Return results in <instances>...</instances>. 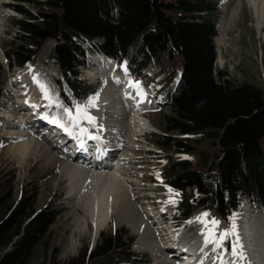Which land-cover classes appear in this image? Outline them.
Masks as SVG:
<instances>
[{"label": "trees", "instance_id": "trees-1", "mask_svg": "<svg viewBox=\"0 0 264 264\" xmlns=\"http://www.w3.org/2000/svg\"><path fill=\"white\" fill-rule=\"evenodd\" d=\"M27 1L31 6L13 5L22 16L12 18L18 31L4 52L5 65L0 63V97L7 71L33 61L44 41L54 38L50 57L62 77V98H89L98 87L80 76L78 57L84 48L102 51L117 65L125 63L127 76L168 107L161 132L148 135L157 146H168L164 130L185 135L200 131L199 137L219 141L218 153L206 150L176 160L161 154V175L180 189L179 205L186 206L174 216L191 218L207 211V216L229 220L240 211L242 196L264 213V87L234 82L215 70L220 0ZM112 8L118 15L110 17ZM173 54L178 59H166ZM174 141L191 152L192 144ZM2 184L0 264H32L60 210L46 205L37 209L35 191L21 187L16 193L12 184ZM132 241L125 228L101 232L89 254L66 261L48 257L40 264H142V253L131 249Z\"/></svg>", "mask_w": 264, "mask_h": 264}, {"label": "bare ground", "instance_id": "bare-ground-1", "mask_svg": "<svg viewBox=\"0 0 264 264\" xmlns=\"http://www.w3.org/2000/svg\"><path fill=\"white\" fill-rule=\"evenodd\" d=\"M247 1L258 13L260 18L257 23L258 25L261 24L264 21V0ZM228 2L229 0L222 1L223 10L216 22L217 33L214 39H216L217 44L222 42L223 34L228 26V18L234 11L235 5L230 6ZM109 15L110 17L118 15L117 8H112ZM95 51V54L91 53ZM95 51L84 48L83 56L78 57L82 63L76 65L79 74H81L82 64L88 61L86 59L91 58L89 64L96 69H87L86 74L92 79L96 77L106 79L101 91L94 98V106L83 100H76L74 103V105L77 103L87 104V112L91 113L94 118L91 122L88 119H80L78 124L73 123L64 111L66 107L62 103V105L60 104L61 101L57 94L49 93L51 92L50 87L52 88L51 83L41 75L40 71L32 74L30 64L17 73L15 79L20 82L19 92L11 95L9 102L13 105H8L2 112L3 117H5L3 125L7 128L6 136L12 141L11 146H9L10 150L13 154L21 153L24 156V150L37 146L40 154L46 158L48 163H55L60 166V170L69 180L70 194L81 196V193H85V204L93 224L94 235H97L99 230L107 225L113 211L116 215L117 224L125 223L137 234L133 241L135 249L148 250L154 257L153 264H171L167 258L168 251H164L160 246V242H164L162 228L154 225L155 220L150 219L151 215L143 212L137 206L136 199L140 198L141 194H138L135 189H142V187L130 177L132 174L131 159H129V155H126V152L122 155L118 154L119 150L126 148L123 143V133L128 128L129 122L135 123L137 127L151 125L148 118L143 117L140 113L143 110H152L155 103L146 95L147 93L141 97L133 89L127 88L129 80L124 71L118 70L113 61L102 54L104 52ZM25 80L29 81L30 87H27V83H21ZM37 80L46 86L47 98ZM36 96H38L37 100L35 99ZM56 97L60 102L56 100ZM23 105H33V107L29 106L28 111L35 107L38 108L35 113L37 117H47L53 122L60 121V123L54 122L56 123L53 124L54 128L61 130V135L66 136L67 133L72 137V140L80 143L86 140L84 144H91L92 146L96 144L94 141L88 142L91 141L90 138L92 137L94 140L107 142L104 147H101L102 150L97 158L94 159L96 171H86L82 162L78 165V158L85 154L79 153L80 145H71L72 140L70 138L67 140L70 144L67 145L66 149H72L73 152L61 153L55 151V148L52 151V145L48 142L46 144L44 138L36 137L34 135L36 130L28 126L31 120H27L25 117L26 121H24V115L21 113L23 119L18 115ZM74 105L69 108L73 112L76 111ZM30 116L33 119V125H36L38 120L33 115ZM81 129L85 131L82 132ZM52 137L53 139L56 138ZM38 139L43 143H40ZM60 144L64 145L63 142ZM105 150L107 155L103 156ZM71 153L72 155L67 157L66 154ZM115 154L119 156L117 157ZM62 157L66 158L62 160ZM116 157L117 159H115ZM113 160L116 161L113 162ZM244 206L247 207L240 213L241 225L239 230L231 234V247H229L225 236L224 239L220 240L221 234L224 235L225 223H212L213 220H209L207 217L195 218L192 221L198 232V237L193 242H188L186 236L181 232H176V236L183 243L187 242L191 245L195 252L194 257L197 264H264V216L261 212L248 209L251 205L243 204L241 207ZM79 220L76 228L82 229L86 226V219L79 218ZM209 228L213 230L215 238L220 241L219 244H216L212 239L205 243V236L208 235ZM201 229H205V231H201ZM233 245L237 246L236 250L240 255L233 254Z\"/></svg>", "mask_w": 264, "mask_h": 264}, {"label": "rangeland", "instance_id": "rangeland-1", "mask_svg": "<svg viewBox=\"0 0 264 264\" xmlns=\"http://www.w3.org/2000/svg\"><path fill=\"white\" fill-rule=\"evenodd\" d=\"M228 3L230 6L233 4L235 6L233 13L228 18V26L226 32L223 34L222 42L217 44L216 39H214L217 53L216 68L217 70H221L223 72L222 75L229 77L231 80H234V82L246 81L254 85L264 87V21L258 25L257 22L260 17L247 0H240L239 2L238 0H229ZM13 5H20L24 8L31 6V2L27 0H0V51L2 54L0 62L2 64H4V52L8 49L9 42L18 31L17 25L10 19L9 15L11 14L5 13L14 12L16 14V18H20L22 16V13L19 12ZM222 10L223 8L221 4L220 14ZM53 43L54 40L52 38L46 39L35 60L28 64L32 66V74L40 71L41 75H43L45 79L51 83L52 88L50 87L51 92L49 93L57 94L61 102L57 97L56 100L59 101L60 104L62 103L66 108H70L74 105L76 100H72L70 105H68L62 98H60V88L57 83V78L60 75L58 73L57 65L50 58V49ZM91 53L95 54L96 51ZM176 58L177 55L173 54L171 57L167 56L166 59L174 60ZM86 60H89V58ZM23 68L20 70H16L14 67L12 68V71L7 75L5 89L0 97V182L3 183L2 187L12 184L16 193L21 187L27 188V190L31 193H34L35 191L36 199H34V201H36L35 208L37 209H42L46 205L51 207L54 206L60 210L55 216L54 222L49 227V231L46 236L43 238L46 243L41 242L37 246L32 258V264H40L43 260L46 261L48 257L59 261H66L78 253L83 252L85 254H89V251L92 247H94V244H97L99 241L100 231L102 230L105 233L111 231V225L116 229H128V233L132 236L134 235L133 237L136 238L137 234L134 233L128 225L125 223H116V215L113 211L111 212V217L107 225L99 230L97 235H94L93 224L91 223L85 204V193H81V196H73L70 194L69 180L60 170V166L55 163H48L46 158L40 154L37 146L29 147L28 150H24V156H22L21 153L13 154L12 150H10L9 146H11L12 141L11 138L6 136L7 128L3 125L5 123V117H3L2 112L6 107H8V105H13V103H10L9 100L12 94H17L19 92L20 82H17V79L15 78L17 73ZM92 68L94 70L96 69L94 66L87 64V66L82 69V76L92 82L93 86H98L100 84L99 87L102 89L106 83L105 78L96 77L95 79H92L86 74L87 69L91 70ZM21 83H27V87H30L29 81L25 80ZM128 88L133 89L136 93H138V90L131 84ZM98 93L93 97L96 98ZM35 99L37 100L38 96H36ZM82 100L83 99H81V101ZM29 106L23 105V108L19 110L18 115L23 117L25 114L24 112L28 111ZM168 111V107H162L160 105L157 106V108H153L151 111L145 113V115L149 117L150 122L156 126L153 127V130L160 132L164 112ZM58 114L60 115V113ZM164 132L166 134L164 137L168 142V146L163 148V150L168 153L172 152L170 148L173 149L178 146L174 143L175 139H183L187 143L193 145V147H190L191 152H187L185 149L181 151L185 154V156L191 155L196 157L203 152L205 153L206 150H210L211 152L218 151L217 139H206L199 137V135L191 137L188 136L185 138L178 136V132L176 131L164 130ZM195 133L201 132L198 131ZM34 135L36 137H41L39 130L36 131ZM169 135L173 137H169ZM42 138H44L46 144L47 142L49 144V140H51L50 138H48V140L43 136ZM143 140L144 137L142 138L138 135V127L136 124L129 122L128 128L123 133V143L126 145V148H122L118 153L122 155L126 152V155H129V159H131L130 165L132 166V174L130 177L136 183L138 182L137 184L142 187V189H135L138 194H141V197L136 199L137 206L143 211L144 207L140 205L142 204L141 202L148 200V198H145L147 195L155 193L157 201L154 203L155 208L152 209V212L165 211L166 215L171 216L170 211L172 208H175V206H177V208H184L186 206H179V188L176 185H171L165 182V180L161 178V175L159 174V167L163 162L161 158L156 157L154 161H150L149 159H152L154 155H152L151 158L149 157L150 154H147V152L143 153ZM145 140L149 143L148 145L150 147L157 149V145L146 138V136ZM38 141L43 143V141H40L39 139ZM260 143L264 150V138L261 139ZM54 148L51 146L52 151L56 150V148ZM159 151V149L156 150L155 155L158 153L161 154ZM172 154V157H175L174 152ZM65 158L66 157H62V160ZM34 187H36V189H34ZM187 189L189 188H186V190ZM248 203L251 205L248 209L261 212L260 208L251 203V201ZM246 207L247 206L241 207L242 211ZM199 215H201V212L196 216L199 217ZM196 216L195 218H197ZM237 217H239V215L234 217L232 222L230 221V224H227L223 220H219L220 222L223 221L225 225H227L224 230L227 229L228 231H223L227 242L228 239L226 237H229V235L239 230L241 223L240 217ZM79 218L86 219V226L82 229L76 228L77 223L80 221ZM195 218L186 220L179 229L186 233L191 242L198 237V232L192 222ZM180 219L181 217L177 216L176 222H179ZM210 220H213V218ZM182 231L178 232L183 234ZM48 244H50V246ZM132 249L136 252L147 253V255L144 254L145 257L148 258L146 263H154V257L148 250L135 249L133 244ZM49 250L51 251L49 252Z\"/></svg>", "mask_w": 264, "mask_h": 264}, {"label": "snow or ice", "instance_id": "snow-or-ice-1", "mask_svg": "<svg viewBox=\"0 0 264 264\" xmlns=\"http://www.w3.org/2000/svg\"><path fill=\"white\" fill-rule=\"evenodd\" d=\"M122 67H124L125 72H127L126 66L122 65ZM129 82H130V84L133 87L137 88L138 94L141 97H143L145 95V93H144L139 81H131L130 80ZM37 83L40 84V87L46 93V98H47L46 86L43 83H41L39 80H37ZM87 103L88 104H93V106H94V97H89ZM74 107L76 109L75 112H73L69 108H65L64 109L65 113L68 115L69 119L73 123L78 124L80 119H88L90 122L94 120V118L92 117L91 113L87 112V104L82 105V104L77 103L76 105H74ZM54 122L60 123V121H54ZM65 130H67V129H65ZM81 131L83 132L85 130L81 129ZM89 135H92V134L89 133ZM172 202H174V201H172ZM207 215H208V213H207V211H205V212L201 213V215L199 217H197V219H202V218L206 217ZM212 223H218V221H216L215 218H213ZM201 231H205V229H201ZM224 231L227 232L228 230L226 229ZM209 239H212L216 244H219V242H220L219 240H217L215 238V234H214V232H213V230L211 228H209V230H208V235L205 236V243H207L209 241ZM222 239H224V235L223 234H221V236H220V240H222ZM236 249H237V246L233 245V254L234 255H240V253Z\"/></svg>", "mask_w": 264, "mask_h": 264}]
</instances>
